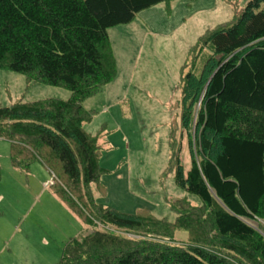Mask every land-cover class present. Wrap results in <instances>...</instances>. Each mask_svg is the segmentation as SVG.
Masks as SVG:
<instances>
[{
	"label": "trees",
	"instance_id": "trees-1",
	"mask_svg": "<svg viewBox=\"0 0 264 264\" xmlns=\"http://www.w3.org/2000/svg\"><path fill=\"white\" fill-rule=\"evenodd\" d=\"M169 1L177 0H0V70L70 93L0 107L11 165L27 172L38 162L54 180L56 171L53 194L92 228L66 243L58 264H264V235L248 224L264 221V0H248L207 31L200 74L181 80L191 168L183 173L177 147L171 161L176 185L202 205L177 200L168 222L104 207L90 192L95 185L105 196V170L97 140L83 129L93 118L83 102L116 75L107 29ZM177 230L191 244L176 245Z\"/></svg>",
	"mask_w": 264,
	"mask_h": 264
},
{
	"label": "rangeland",
	"instance_id": "rangeland-1",
	"mask_svg": "<svg viewBox=\"0 0 264 264\" xmlns=\"http://www.w3.org/2000/svg\"><path fill=\"white\" fill-rule=\"evenodd\" d=\"M247 1L163 2L139 12L129 24L107 29L116 75L83 102L93 112L83 129L97 140L98 164L105 170L100 178L105 196L90 186L97 203L130 215L146 210L168 222L175 220V201L202 205L176 185L171 161L172 148L177 147L183 173L191 168L188 136L181 124V80L188 73L199 75L209 57L200 38L229 23ZM69 98L65 89L0 70V107ZM54 173L55 180L38 162L27 172L13 167L9 144L0 140V264H58L71 238L92 231L53 194L51 185L58 178ZM248 224L264 235V221ZM173 239L179 246L192 242L178 230Z\"/></svg>",
	"mask_w": 264,
	"mask_h": 264
},
{
	"label": "crops",
	"instance_id": "crops-1",
	"mask_svg": "<svg viewBox=\"0 0 264 264\" xmlns=\"http://www.w3.org/2000/svg\"><path fill=\"white\" fill-rule=\"evenodd\" d=\"M40 164V163H39ZM41 165V164H40ZM42 166V165H41ZM43 167V166H42ZM44 168V167H43ZM45 169V168H44ZM48 171V170H47Z\"/></svg>",
	"mask_w": 264,
	"mask_h": 264
}]
</instances>
